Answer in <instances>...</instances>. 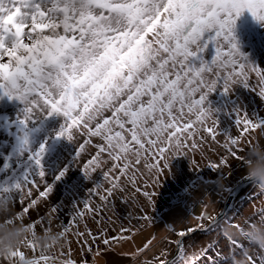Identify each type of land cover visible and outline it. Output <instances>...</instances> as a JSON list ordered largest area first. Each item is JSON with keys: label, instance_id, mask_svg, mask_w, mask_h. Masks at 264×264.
Instances as JSON below:
<instances>
[{"label": "snow or ice", "instance_id": "1", "mask_svg": "<svg viewBox=\"0 0 264 264\" xmlns=\"http://www.w3.org/2000/svg\"><path fill=\"white\" fill-rule=\"evenodd\" d=\"M35 2V0H34ZM85 3L98 6L103 12V19L110 18L114 8H123L129 6H139L141 4H149L155 0H84ZM168 3L186 2V3H208L213 4L212 9L208 12L207 18H202L203 23L209 28L215 29L214 35H209L202 44L199 52L187 51L184 59L180 62L170 65L172 72L170 73L169 83L166 85V90L175 85V95L171 101L166 100L161 94V102L168 109V120L161 122L154 121V134H148L141 137L135 131L134 120L137 119V113L140 109L147 107V104L142 101L149 100L157 93L154 88H146L147 81L152 79L151 74L139 75L142 72V67L139 64L141 59L151 67L152 60L148 59L152 56L154 50L164 49L166 53L170 52L166 45L161 40L163 32L161 26L170 18L169 9L163 7L158 10L154 18H150V22L145 21L146 27L143 31H139L134 25H129L123 31L111 30L110 35L102 36L100 39L111 40V44L105 46L104 43H99L97 46L101 49L98 54L89 58L86 66L79 71L63 73L72 84L76 85L80 92V100L77 107L73 111H68L62 106L64 95L56 96L52 92L51 87L48 93L45 94L37 89L30 88L31 79L28 78L27 72L21 67L30 59L35 63H40L33 55V50L41 43L39 40L28 44L22 37L28 31H36L37 29L46 30L48 24L37 23L34 28H29L28 24H21L18 16L22 15V9L18 6L19 0H0V32L13 33V29H19L21 37L20 45L28 50V56L19 55L18 51L9 48L6 44L0 43V93L10 99L19 100L26 107L22 109L23 115L18 118V123L22 129H28L31 120L36 112H43L45 116L63 115L65 121L57 136L66 137L69 141H74L76 135L87 137L82 144L79 145L80 151L77 156L85 151V145H91L93 138H99L101 141L95 147L98 151L84 165V173L91 177L98 169H102L104 165L111 162V167L106 172H103L105 180H109L111 187L107 188L106 195L100 199L107 202L109 197L113 195V191L120 189L121 177H126L127 182L131 183L137 193L142 195L152 202L155 193L147 190H142L137 186L139 177L143 176L142 169H147L150 176L159 178V174L169 169L170 163L167 160V154L175 147L176 155H187L188 151H197L202 148L200 141H205L210 137L211 140H217L216 127L218 121L208 124L203 120L202 114L185 117L184 112L191 114L197 107H202L207 99L209 92H214L217 87L222 86L224 92L231 90L232 83L239 82L245 87H250L251 76L254 73L260 84V96L264 97V69L258 68L255 64L249 61L248 57L240 50L238 43L234 37V27L237 19L248 11L258 21L264 22V0H167ZM7 3L9 8H4L2 5ZM39 15L46 17L48 12L40 8L37 4ZM84 29L78 24L73 28L71 33H63L59 36V40L67 41L66 47L73 43L82 44L85 40ZM44 39L51 40L53 37L45 36ZM230 42V47H225L224 44L218 41ZM210 44L215 45V55L211 61L203 59L198 54L202 53L209 47ZM88 47L92 48V42L88 41ZM179 47H183L180 45ZM189 57H197L200 59V66L197 67L189 61ZM12 59H16L18 63L13 66ZM158 59V58H157ZM74 64L79 65V57L73 58ZM168 55H165L163 61L166 63ZM31 67V65H29ZM17 71L25 78L24 86L19 83L13 84L14 90H9L4 87V81L13 76ZM136 75H133V73ZM211 76L209 81L208 76ZM139 77V78H137ZM124 80L126 86H121L119 81ZM183 82V87L180 86ZM135 85V87H133ZM53 86H58L54 83ZM65 87H67L65 85ZM253 90H255L253 88ZM137 95L140 100H136ZM36 97V98H32ZM187 97H191V103L187 102ZM136 105L133 107V105ZM175 105V109L172 105ZM46 106L47 110L42 107ZM237 126H242L241 134L233 137L228 135L227 140L222 147L232 156L241 161H246L242 156H238V146L241 144L243 137L250 134L256 129L264 130V120H253L248 118L247 114L242 119H237ZM207 133L208 136L201 135ZM199 135L200 140L196 137ZM117 138L121 143H117ZM29 144L28 132L25 131L21 138L20 145L23 151ZM116 145L114 150L113 145ZM45 145H41L39 151L32 153V159L40 166L39 176L43 178L45 172L41 160L45 153ZM135 153V159L125 158L128 152ZM107 157V159H105ZM227 158L221 159L219 164H210L212 168L219 169L222 164H227ZM196 164L195 159L192 160ZM67 169L61 171L57 179L65 175ZM36 184V180H28L27 175L24 177V182L17 181L14 185L4 186L0 188V194H8L10 199L14 200L12 193H23L25 185ZM46 191L39 193L40 198L47 197L52 191V185H47ZM97 187H100L98 185ZM147 187V184L145 185ZM122 190V189H120ZM27 195H32L31 187L27 190ZM23 203V199L21 200ZM38 203L37 200H31L28 206L23 209V212L18 213L15 219L23 222V217ZM96 209L90 205H86V210L78 212L73 220L83 218L87 213H95ZM145 221L152 218L145 215L140 217ZM197 223L195 226H187L183 230L176 232L179 237L174 241L179 246V261L181 264H198L200 257L206 254L207 249L201 248L199 252L189 254L183 246V238L193 233L198 229H209L216 224V220L207 211L196 217ZM203 221H211L212 225H206ZM8 222H12L9 220ZM42 222V220H41ZM50 223V221H49ZM27 226V225H26ZM33 230H36V223L30 225ZM239 227V225H233ZM50 229H46L48 231ZM174 231V230H173ZM71 228L65 227L62 232H59L63 240H67ZM120 236L107 238L101 231L99 236L91 231L80 232L76 231L75 235L82 238L83 245H88L89 241L101 240L103 245L109 246L113 242L127 241L132 237L126 233L131 232V229L121 228ZM225 236L231 243L237 247H243L238 244V241L233 240L225 233ZM155 237L147 240V242L139 249L140 253L151 250L154 246ZM70 244V242H69ZM29 247L32 252H36V246L32 241H29ZM92 247H88L87 251L92 252ZM99 254V253H97ZM61 256L65 255L63 248ZM165 253L161 252V258L146 261L145 264H168L167 260L162 258ZM17 257L24 258L25 252H13L12 260ZM7 259V258H5ZM50 259H54L49 255H37V264H42ZM11 264V262H10ZM63 264H77V261L70 258L63 259ZM87 264V261H84Z\"/></svg>", "mask_w": 264, "mask_h": 264}, {"label": "rangeland", "instance_id": "2", "mask_svg": "<svg viewBox=\"0 0 264 264\" xmlns=\"http://www.w3.org/2000/svg\"><path fill=\"white\" fill-rule=\"evenodd\" d=\"M233 31L240 50L249 61L264 69V22L245 11L237 19ZM198 55L211 61L215 55V45L210 44L206 51ZM191 62L200 65L197 57H193ZM259 93L260 84L254 73L250 87L235 85L227 93L222 86L217 87L209 101L217 109L216 132L219 143L210 137L206 142L200 141V150L175 157L169 169L159 174L158 179L150 176L147 169H142L144 175L139 177L137 186L155 193L152 202L142 193H137L126 177H121L122 190H114L107 202L102 201L100 197L106 195L105 190L111 187L103 174L111 167V162L92 173L91 177L86 176L84 165L98 151L95 145L101 141L93 138L92 144L85 145V151L77 156L79 145L87 137L76 135L74 141H69L66 137L57 136L64 123L63 115L34 118L27 129L29 144L21 151L20 141L25 130L20 127L18 118L22 116L23 105L19 100L0 93V188L14 185L17 181L24 182L25 175L28 180H36V184L25 185L23 193H12L15 216L23 212L31 200H37L38 203L23 217L25 225L36 223L38 233L46 229L62 232L65 227L71 228L63 248L65 255L61 256L62 249L59 250L62 260L74 259L77 264H84V261L87 264H145L146 261L161 258V252L165 253L162 258H169L175 251L174 241L178 239L176 232L189 225L195 226L196 217L205 211L214 217L227 193L248 176L247 163L232 157L222 145L229 134L233 137L241 134L242 126L236 125L238 118L242 119L247 114L250 119L264 120V97ZM253 133L258 134L259 129L243 137L238 146V156L246 157L249 146L254 142ZM201 135L208 136L207 133ZM257 138L264 144V136L257 135ZM196 139L200 140L199 135ZM41 145L46 147L41 160L45 172L43 178L39 176L40 166L32 159V153L39 151ZM224 157L227 158V164H222L219 169L210 166L219 164ZM193 159L197 161L196 164L192 163ZM65 169V175L57 179ZM47 185L53 186L52 191L47 197L40 198L39 193L46 191ZM29 187L32 189L30 197L27 195ZM238 193L235 202L233 200L236 205L232 204L233 209L231 206L216 224L227 220L232 225H243L244 222V225L251 226L264 218V191L251 182ZM86 205L94 207L96 211L79 218L77 226L73 217L85 211ZM145 215L152 219L145 221L140 218ZM6 219L12 217H0V222ZM209 222L203 221L206 225ZM216 224L209 229H198L183 238V246L189 254L199 252L201 248L207 249L198 264H227L225 256L233 246L224 234H218ZM122 227L131 229L126 234L132 238L113 242L109 246L103 245L101 240L83 245L82 238L75 235L76 231H91L99 236L103 231L111 239L122 234ZM153 237L155 240L151 250L140 253L139 249ZM88 247H92V252L87 251ZM33 254L38 255L37 252ZM178 257L179 250L168 264H179Z\"/></svg>", "mask_w": 264, "mask_h": 264}, {"label": "clouds", "instance_id": "3", "mask_svg": "<svg viewBox=\"0 0 264 264\" xmlns=\"http://www.w3.org/2000/svg\"><path fill=\"white\" fill-rule=\"evenodd\" d=\"M43 8L48 15L41 17L37 8ZM4 8L11 11L7 3L2 5ZM18 6L22 9V15L18 16L19 22L28 24L29 28H34L37 23L48 24L46 30L37 29L36 31H28L22 37L28 44L39 40L41 43L37 49L33 50V55L40 63H35L31 59L21 65L27 72L28 78L31 79L30 88L48 93L51 90L58 97L64 95L62 106L68 111H73L77 107L80 100V92L76 85L72 84L63 73L76 72L86 66L89 58L98 54L101 50L97 45L104 43L105 46L110 45L111 40H101L102 36L110 35L111 30L123 31L129 25H134L139 31H143L146 27L145 21L150 22V18H154L158 10L167 7L169 9V19L161 26L163 36L161 40L166 45L170 52L166 53L164 49L154 50L152 56L148 59L152 60L149 67L143 59L139 61L142 67V72L139 75L151 74L152 79H149L146 88H154L156 95L151 99L142 101L147 104V107L142 108L137 113V119L133 121L135 131L144 137L148 134H154V121L161 122L168 120L169 109L162 104L161 94L166 100L171 101L176 94L172 88L166 90V85L169 83L172 67L177 62L184 59L187 51L199 52L205 39L209 35L215 34L214 28H209L203 23L202 18H207L209 22L212 18L208 17V12L212 9L213 4L208 3H168L167 0H155L153 3L141 4L139 6H129L123 8H114L108 19H103V12L98 6L90 3H85L84 0H19ZM80 25L84 29L85 40L82 44H71L66 47L67 41L59 40V36L63 33H71L73 28ZM19 29H13V33L0 32V43L6 44L9 48L18 51L21 56H28V50L20 45L21 37ZM45 36L53 37L51 40L44 39ZM88 41L92 42V48L88 47ZM224 44L225 47H230V42L218 41ZM183 45V47H179ZM206 51V49H205ZM168 55L166 63L163 61L165 55ZM79 57V65H75L73 58ZM158 58V59H157ZM193 57H189L191 62ZM18 63L16 59H12V64L15 66ZM31 65V67H29ZM200 66V65H199ZM197 66V67H199ZM133 75H136L134 72ZM208 76L209 81L211 76ZM139 78V77H137ZM19 83L21 86L25 84V78L17 71L13 76L4 81V87L9 90L13 89V84ZM57 83L58 86H53ZM121 86H126L124 80L119 81ZM241 83L235 82L231 85V90L235 85ZM65 85L67 87H65ZM183 87V82L180 84ZM135 87V85H133ZM229 91V92H230ZM213 92L207 94V99L202 107H197L191 114L187 111L183 113L185 117L203 115V120L208 124H212L217 120V109L210 103L209 97ZM36 98V97H32ZM187 102L191 103V97H187ZM136 100H140L137 95ZM23 108L26 107L23 104ZM136 105L134 104L133 107ZM42 107L47 110L46 106ZM175 109V105H172ZM23 115V113H22ZM44 115L43 112L34 113L32 118L40 119ZM64 117V116H63ZM65 118V117H64ZM65 121V119H64ZM27 131V129H24ZM24 131V132H25ZM24 135V134H23ZM254 142L249 146L245 157L247 163V175L252 178L254 186L259 190L264 191V144L259 142L258 136H264V130H259L258 134L253 133ZM23 137V136H22ZM117 143H121L117 138ZM114 150L116 145H113ZM179 151L173 148L167 154V160L171 164L173 159L177 157ZM125 158L135 159V153L129 151ZM12 217L0 222V264H37L36 254H33L29 247V241H32L36 246L38 255H49L54 259H50L42 264H63V260L59 257V250L64 248L65 240H63L59 232L51 230L38 233L28 224L27 226L19 220L15 219L14 200L8 197V194H0V217ZM216 220L215 217H213ZM11 220L12 222H8ZM239 227H234L227 220L216 224L218 234L227 233L235 241H240L243 247L233 246L226 254L227 264H264V218L251 226L237 224ZM247 241L245 245L243 242ZM25 252L24 258L17 257L12 260V253ZM7 258V259H5ZM167 259V258H166ZM181 264V262H179Z\"/></svg>", "mask_w": 264, "mask_h": 264}, {"label": "water", "instance_id": "4", "mask_svg": "<svg viewBox=\"0 0 264 264\" xmlns=\"http://www.w3.org/2000/svg\"><path fill=\"white\" fill-rule=\"evenodd\" d=\"M252 178L247 176L243 179H241L227 194L225 200L222 203V206L220 208V210L217 212V214L214 216L216 218V222L219 221L224 215L225 213L229 210V208L231 207L232 203H233V199L235 198V196L237 195V193L243 188L245 187L247 184H249L250 182H252ZM207 225H212V222L210 221ZM200 230V229H199ZM205 230V229H203ZM179 238V237H178ZM179 250V246L176 245L175 247V251L174 253L167 258V262H170L178 253Z\"/></svg>", "mask_w": 264, "mask_h": 264}, {"label": "trees", "instance_id": "5", "mask_svg": "<svg viewBox=\"0 0 264 264\" xmlns=\"http://www.w3.org/2000/svg\"><path fill=\"white\" fill-rule=\"evenodd\" d=\"M238 195H239V193H238ZM238 195H237V196H238ZM237 196H236V197H237ZM236 199H237V198H236ZM234 202H235V200H234ZM234 202H233V205L235 206L236 204H234ZM236 203H237V201H236ZM232 209H233V206H232ZM258 216H259V215H258ZM258 216H257V217H258ZM259 221H260V220H259ZM242 224L244 225V222H243ZM240 243H241V242L238 241V244H240ZM243 243L246 245V244H247V241H245V242H243Z\"/></svg>", "mask_w": 264, "mask_h": 264}]
</instances>
